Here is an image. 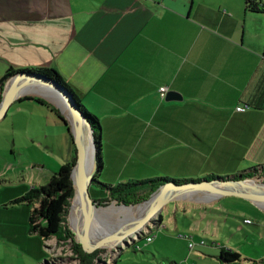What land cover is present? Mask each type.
I'll return each mask as SVG.
<instances>
[{"label":"crops","instance_id":"0c3cea01","mask_svg":"<svg viewBox=\"0 0 264 264\" xmlns=\"http://www.w3.org/2000/svg\"><path fill=\"white\" fill-rule=\"evenodd\" d=\"M0 41V72L15 68L49 72L58 83L53 71L61 89L97 117L101 183L140 181L124 165L109 161L111 148L129 143L132 152L144 148L146 159L130 166L144 163L149 169L173 174L169 175L173 180L215 176L217 166L228 167L230 171L221 173L226 174L264 165V13L247 11L244 0H0ZM161 87L180 94L181 101L162 99ZM19 90L0 120L10 119L16 129L12 143L20 142L17 131L32 143L68 140L65 164L73 145L53 111L68 119L59 105L65 107L64 103L41 85ZM25 97L42 99L47 105ZM244 105L248 106L245 112L235 111ZM54 163L50 169L42 166L40 174L50 179L63 165ZM109 169L115 172L111 179ZM4 176L0 171V191ZM31 177L21 179L26 187L15 200L40 187ZM191 199L171 202L160 213L159 229L167 228L162 225L166 214V222L182 230L179 235L190 234L197 244L190 252L187 241L178 238L184 251L178 264H189L191 256L194 264H214L210 259H217L216 249H228L218 227L234 224L233 211L242 213L237 217L241 225L236 227L244 232L240 244L250 240L256 245L254 231L242 225L264 229V210L236 197L232 205L227 197ZM0 206L6 207L1 201ZM245 212L256 216L249 219ZM5 221L11 222L0 215V241L16 239L18 226L7 231ZM259 236L262 244L264 233ZM162 237L156 239H170ZM201 241L204 245H198ZM229 250L242 252L235 246ZM241 258L240 263L261 264V259L248 254Z\"/></svg>","mask_w":264,"mask_h":264},{"label":"rangeland","instance_id":"374dc122","mask_svg":"<svg viewBox=\"0 0 264 264\" xmlns=\"http://www.w3.org/2000/svg\"><path fill=\"white\" fill-rule=\"evenodd\" d=\"M1 61L3 60L0 57V62ZM20 69L23 68H15L14 71ZM4 73L5 72H0V80L4 76ZM63 113L67 115L65 111ZM67 118H69L71 122V126L73 128L74 122L70 114L67 115ZM15 131L16 129L12 127L10 123V119L7 118L5 121H3V123L0 122V171L4 170V172L6 173V176H4L5 186H3L2 190L0 191L1 205L5 204L6 207L0 206V215L6 218L9 217L11 221V222L5 221L7 231H9L12 227H17V226L19 230L18 237L16 239L3 238L0 241V264H44V262H49L48 264H66L68 263L69 260H65L63 256L64 254H69L70 252H73L71 248L75 246L78 247L85 254H90L92 252H96L98 254L100 250L89 251L84 248V245L92 246V244L90 242L84 241L83 239H79L78 234L75 232L73 228L71 219L68 216L69 214L68 211L65 228L69 233V236L64 244L57 241L53 242L55 247L54 249L55 259L52 262L53 260L52 256L50 255V253L47 252V250H45V246L47 247L45 242H42L39 238L36 237L35 234H32L30 232L29 214H28L29 209H27L25 206L21 204L10 205L11 202L14 201L16 197L20 194L22 188H24V186L26 187L25 184L21 185L22 178L28 180L32 178L31 176H34V179L38 181V185L43 186L47 184L50 179L47 178L48 176H44L40 174L41 172L40 168L44 166L45 168L50 169L51 165H55L54 162L63 164L62 161L69 159L67 158L68 156L67 151L69 146L68 140L64 139L63 141H59V140L50 141L47 144L44 143L40 144L37 142L32 143L29 140H25V139L23 140V135H21L17 131L15 134L18 135L16 141H20V142L12 143L11 139ZM131 146L132 144L129 143V144L121 145L120 148L117 147L118 149L111 148L109 153L110 155H108L110 156L109 159L110 164L113 165L115 162H118V164L124 165V168H126L128 172L133 173L132 178L135 180L150 179L154 177L175 179L174 177L169 176L173 174H167L162 170L149 169V167L146 166L144 163L139 164V166L135 168H133L134 166H130L131 165L130 163L135 162V160L139 162H144L146 160L144 158V154H145L144 148L132 152L130 151ZM130 157L132 159H130ZM14 169L16 170L14 171ZM47 169H44L43 172L47 173ZM245 169L246 168L239 171H244ZM110 170L111 169L108 170V176L111 179L112 177L115 176V172H112ZM226 171H230L228 167L220 168V166H217V168L213 169V174L217 177H225V175L226 176L236 175L238 173L237 171V172H227L226 174H221ZM122 172L128 173L127 171H122ZM179 177H183V176L181 175ZM197 177H199V179H203V177L205 176L201 175V176H196L195 178L192 177L190 179H197ZM257 194L259 193H256V195ZM89 195L91 199H95V200H101L106 196L105 193L98 186L94 184H91L89 187ZM227 198H231L228 199L229 201H226V202H231L228 203L230 205L233 204L232 202H237V201H233L234 199H232V197H227ZM196 200L198 201V199ZM141 203L142 202H140L139 204L141 205ZM94 204L95 207L99 208L98 210L103 209L106 212H109L110 210H114V209H118V210L123 209L124 206H126L124 204L118 203L117 201H111L110 203L104 206H99L95 202ZM136 205L138 204L128 205V206H136ZM232 208L230 207V209ZM168 210L172 211L171 205L168 206ZM233 213L234 214L236 213V217L235 216L232 217V220H234L233 221L234 224L230 222L227 224L223 223L218 227V231L220 232V236L222 237L221 242L223 246L228 249H231L234 246L238 247L242 252L238 251L237 253H239L242 257H245V255L248 254V258H253L255 260H257L258 258L259 260L257 261H260L261 259L260 263L264 264V261H262V258L264 257V253L261 255V253L264 251V240L262 244L259 243V237H260L259 234L264 233V229L259 230V227H257V230H254V228L249 225H245V224L242 225L245 230L248 231L253 230L255 233L254 235L257 237L258 241L256 242V245L250 243V240L248 241L247 244L245 243L240 244L241 238L244 236V232H239V230H237L236 227H237V223L241 225V219L237 217H240L242 213H238L235 211H233ZM245 213H247L246 217H248L249 219H253L256 216L253 215V213H249V212H245ZM169 216L173 217V213L171 212ZM121 217L122 215L119 218ZM163 217L165 222L162 223V225L163 226L167 225V228L165 227L164 228L162 227L161 229L155 228L152 234L153 236H155L154 240L157 237L163 238L162 237L163 235H169L170 239L169 240L156 239L155 242H151L150 244H147L145 242V239H141L138 242H136L133 246L129 245L127 248H125L123 253L117 259V264H171L172 261H175V263L177 264L179 263L178 262L179 257H181L184 254L183 248L180 247L182 241L178 239L180 238L179 233H182V230L179 228L175 229L173 227V224L171 225L166 222L168 215L164 214ZM98 221H102L101 223L102 228L100 230L103 232L106 231L117 232V229H119L118 227H116V224L113 221L111 222H108V220L107 221L98 220ZM80 240L83 241L84 244ZM136 246L140 247L141 249L135 250ZM251 250L257 253L251 254L250 253ZM218 255H219V249H216L215 256ZM194 260L195 259L191 256L189 264H194ZM210 260L213 261L214 264L218 263L216 258ZM198 264H212V263L207 261ZM240 264H248V261Z\"/></svg>","mask_w":264,"mask_h":264},{"label":"trees","instance_id":"16d2710c","mask_svg":"<svg viewBox=\"0 0 264 264\" xmlns=\"http://www.w3.org/2000/svg\"><path fill=\"white\" fill-rule=\"evenodd\" d=\"M245 9L250 12H262L264 13L263 0H244ZM36 72L42 74L48 78L52 77L50 73L42 71L31 70H12L9 69L0 80V101L1 94L5 83L10 77L19 72ZM11 72V73H10ZM55 80L59 82L55 72L51 71ZM52 79V78H51ZM34 100L42 105L47 103L39 98L25 97L24 100ZM75 103L78 106L80 112L84 115L86 121L89 123L94 137L95 147V172L92 178L91 184L98 186L104 193L105 198L101 200L92 199L99 206H104L111 201H117L118 203L128 205L139 204L147 200L150 194L155 191L161 185L165 183L173 182L176 184L186 183H199L201 181H222V180H238V179H253L264 177V165L251 168L247 171H242L233 176L217 177L207 176L201 180H173L169 178H150L134 182L119 183L114 186L101 183L99 177L103 171V159H102V141H101V126L96 116L90 114L78 101L75 99ZM56 116L63 122L69 140L73 145V157L70 161L63 164L50 178L47 184L38 188H31L22 197L18 198L12 204L24 203L31 208L29 211V224L30 232L35 234L42 242L46 240H55L64 244L69 236L65 228L66 217L70 208L71 200L74 195V190L70 178L71 170L75 163L76 148L73 142V136L70 131L67 121L57 111L53 110ZM161 215L158 219L161 221ZM44 247V245H43ZM86 250H92L94 246L84 245ZM73 255L80 261V264H93L94 258L97 255L96 252L90 254L83 253L78 247H72ZM122 254V253H121ZM218 262L224 264H239L242 260L240 254L231 251L229 249L221 248L219 255L217 256ZM54 259L52 260V262ZM51 262V261H50ZM49 262H44L48 264ZM171 264H176L171 262Z\"/></svg>","mask_w":264,"mask_h":264},{"label":"water","instance_id":"95a60500","mask_svg":"<svg viewBox=\"0 0 264 264\" xmlns=\"http://www.w3.org/2000/svg\"><path fill=\"white\" fill-rule=\"evenodd\" d=\"M25 85H41L52 91L65 105L68 111L75 119V128L71 127L69 119H66L70 131L73 136V142L76 148L75 163L71 170L70 178L74 190L73 174L76 175L80 183L81 204L85 224L90 234L96 241V246L90 251H97L105 248H110L123 243L128 246L126 240L131 241L132 235L138 237V232L146 227L149 223H160L157 220L164 207L176 200H193V197H202L203 201H215L219 198L236 197L248 201L255 207L264 210V196L255 195V191H248L242 186L252 184L254 189H264V183H255L246 179L238 180H214L201 181L199 183L176 184L173 182L165 183L153 191L149 198L141 204H148V209L140 218L133 220L128 226L122 230L117 229V234L113 238H108L100 230L102 228V221H98L95 216V207L89 195V187L95 172V147L94 137L89 123L86 121L84 115L80 112L73 97L64 92L61 87L53 79L34 72H19L14 74L5 83L0 101V120L6 115L10 105L16 100L17 93L20 88ZM182 97L175 91H168L165 95V101H181ZM86 133L89 134L91 146L93 148V172L88 177L82 172L83 160L85 155V140ZM252 189V188H251ZM75 193V192H74ZM74 197V195H73ZM73 199V198H72ZM72 201V200H71ZM71 205V204H70ZM140 205V204H138ZM127 207V206H124ZM105 226V224H104ZM81 241V240H80ZM83 243V241H81ZM84 244V243H83Z\"/></svg>","mask_w":264,"mask_h":264},{"label":"bare ground","instance_id":"6f19581e","mask_svg":"<svg viewBox=\"0 0 264 264\" xmlns=\"http://www.w3.org/2000/svg\"><path fill=\"white\" fill-rule=\"evenodd\" d=\"M19 91H18L17 95L19 94ZM59 105L67 113V115L70 114V116L74 122V127H73V129H74L75 128V119H74L73 115L61 103H59ZM70 124H71V122H70ZM89 142H90V145H89ZM85 143H86L85 151H84L85 155H84V160H83L82 172L86 176L89 177L93 172V168H94L93 164L94 163H93V148L91 146V140H90V136L88 133H86ZM73 183H74V192L75 193H74V197L71 201L68 216L71 219L73 228H74L75 232L78 234L79 239H83L84 241L90 242L92 244V246L95 247L96 241L94 240V238L90 234V232L87 229V226L85 224L83 209H82V204H81L80 183H79V180L77 179L75 174H73ZM251 185L252 184L250 183V184L244 185L242 187L248 191H255V193H254L255 195H256V193H259L257 195L264 196V189H254ZM195 199L203 200L202 197H198V196H196ZM147 209H148V204H141V205H136V206H127V207H124L123 209H119V210L114 209V210H110L109 212H106L103 209H100V210L94 209L93 211H94L95 216L98 220H105V221L108 220V222L113 221L116 224V227H118L119 229L122 230L123 228L128 226L133 220H136V219L140 218L142 215H144V213L146 212ZM121 215H122V217L119 218ZM103 234H105V236H107L108 238H113L117 234V232H107L106 231V232H103Z\"/></svg>","mask_w":264,"mask_h":264},{"label":"built area","instance_id":"2783aa9c","mask_svg":"<svg viewBox=\"0 0 264 264\" xmlns=\"http://www.w3.org/2000/svg\"><path fill=\"white\" fill-rule=\"evenodd\" d=\"M167 92H168V88H166V87L159 88V94H160L162 99L165 98V95ZM247 109H248V106L244 105V106L236 107L235 111L236 112H245ZM246 180L253 181L255 183H264V179L260 180V178H253V179H246ZM157 220H159V219L157 218ZM244 222L249 223V220H245ZM160 226H161V222L155 223V224L149 223L146 227H144L143 229H141V231L138 232V237L133 235L131 241L126 240L128 243V246L129 245L133 246L136 242H138L141 239H145V242L147 244H150L153 241V239L155 238V236H153V234H152L153 231L155 230V228L158 229ZM179 237L181 239H184L185 241H187L188 249L190 252H192L193 249L195 248V246L197 245L196 242L193 240L192 235L180 234ZM54 241L55 240L44 241L45 244L47 245V247L45 246V250H47V252L50 253V255L52 256L53 259H55V252H54L55 247L53 244ZM198 245H204V242L201 241L198 243ZM128 246H125L123 243H119L118 245H116L114 247L105 248V249L100 250V252H98V254L95 256L93 264H115L117 259L120 257L121 253H123L125 248H127ZM140 249L141 248L137 247V246L135 248V250H140ZM63 257L65 260H69L68 263H66V264H80V261L78 259H76V257L73 255L72 252H70L69 254H64ZM217 264H224V263L218 262Z\"/></svg>","mask_w":264,"mask_h":264}]
</instances>
